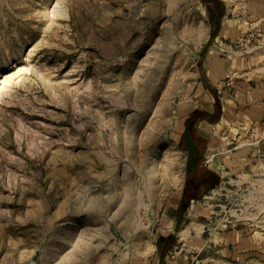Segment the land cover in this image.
Wrapping results in <instances>:
<instances>
[{
    "label": "rangeland",
    "instance_id": "obj_1",
    "mask_svg": "<svg viewBox=\"0 0 264 264\" xmlns=\"http://www.w3.org/2000/svg\"><path fill=\"white\" fill-rule=\"evenodd\" d=\"M194 3L0 0V264L113 259L153 243L152 184L216 182L204 168L186 180L171 135L200 68ZM233 178L188 201L210 228L237 223L262 243L233 261L210 246L187 264H264V159Z\"/></svg>",
    "mask_w": 264,
    "mask_h": 264
},
{
    "label": "crops",
    "instance_id": "obj_2",
    "mask_svg": "<svg viewBox=\"0 0 264 264\" xmlns=\"http://www.w3.org/2000/svg\"><path fill=\"white\" fill-rule=\"evenodd\" d=\"M219 1L222 10L216 32L207 3H194L206 26L200 68L190 91L178 100L171 129L177 144L184 142L187 126L202 159L195 174L204 168L216 177V182L207 181L198 190L225 189L236 183L233 176L254 174L264 159V0ZM187 156L185 151L184 165ZM183 171L186 174L185 166ZM183 189L178 177L167 185L164 180L152 184L147 208H155L157 216L153 243L130 246L113 259L109 252L99 264H187L194 256L201 260L199 253L210 246L233 261L260 246L262 234L251 228L232 223L218 230L210 228L205 218L198 221L195 209L200 200H190L181 210ZM100 229L116 234L110 224ZM160 236L168 240L158 244ZM57 261L52 258L49 264Z\"/></svg>",
    "mask_w": 264,
    "mask_h": 264
},
{
    "label": "trees",
    "instance_id": "obj_3",
    "mask_svg": "<svg viewBox=\"0 0 264 264\" xmlns=\"http://www.w3.org/2000/svg\"><path fill=\"white\" fill-rule=\"evenodd\" d=\"M207 3V9H208V18L210 22L213 24L214 32L217 31L218 25H219V15L222 10V4L221 9L218 11L214 6L213 3L216 2L219 4V0H203ZM210 3L212 5H210ZM213 32V33H214ZM192 117H190V120ZM188 128L186 126V130L184 132V142L186 146V151L188 153L187 160H186V180L191 177L195 176V172L197 170L198 164L201 162V156L199 154V149L196 145L192 143L191 137L188 132ZM195 174V175H194ZM187 185V184H186ZM199 185H197V182L193 181L190 186H184L183 192H182V205L180 207L181 210H185L188 204V198L193 197L195 195V192L198 191ZM168 240V238H161V236L157 239V243L160 244L161 241ZM163 257V256H162Z\"/></svg>",
    "mask_w": 264,
    "mask_h": 264
}]
</instances>
